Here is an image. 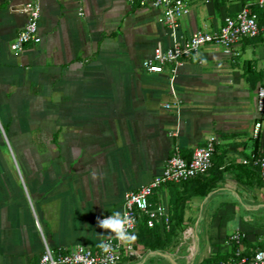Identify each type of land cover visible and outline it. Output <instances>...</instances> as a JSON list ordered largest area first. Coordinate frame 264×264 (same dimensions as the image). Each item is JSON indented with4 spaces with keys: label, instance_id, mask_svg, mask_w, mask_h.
Segmentation results:
<instances>
[{
    "label": "crops",
    "instance_id": "0c3cea01",
    "mask_svg": "<svg viewBox=\"0 0 264 264\" xmlns=\"http://www.w3.org/2000/svg\"><path fill=\"white\" fill-rule=\"evenodd\" d=\"M28 1L0 0V264H38L46 244L98 253L110 237L97 219L123 213L126 193L161 174L174 149L192 154L211 136L220 141L214 167L180 187L187 201L172 231L155 248L137 239L142 258L120 264H202L230 255L236 232L246 233L249 250L264 246V179L241 164L257 143L264 23L259 40H244L232 57L210 44L185 59L173 80L178 111L166 109L176 101L170 67L143 68L156 46L173 42L161 10L129 0H41L42 41L17 53L11 45ZM186 2L182 40L216 31L245 5ZM258 141L264 155V123ZM153 199L169 207L170 187Z\"/></svg>",
    "mask_w": 264,
    "mask_h": 264
},
{
    "label": "built area",
    "instance_id": "2783aa9c",
    "mask_svg": "<svg viewBox=\"0 0 264 264\" xmlns=\"http://www.w3.org/2000/svg\"><path fill=\"white\" fill-rule=\"evenodd\" d=\"M140 7L159 9L162 12L161 22L171 31L173 42L164 48L156 46L151 60L144 62L143 68L151 73H161L170 67L172 73L171 91L176 99L175 104L166 105V109H180V101L175 93L173 80L185 59L199 53L207 45H217L230 57L234 55V48L247 39H254L260 35L261 28L258 15L254 9L264 11V0H245V5L234 15L226 16L216 31L196 30L187 40L179 37L181 21L190 15V8L186 0H129ZM27 22L16 36L11 49L23 53L30 45H38L42 38L39 24L42 16L41 0H29L23 7ZM80 15H84L80 8ZM258 120L254 125L253 136L259 137L264 123V86L257 90ZM220 144L216 136H211L202 146L196 147L190 158H185L181 150L176 148L168 157L161 174L157 175L148 185L138 191L128 192L124 198L123 213H127L132 223L128 228L134 236L131 242H121L114 237L107 239L112 245V251L103 252L101 249L94 253L84 245H78L75 250L68 252L53 251L47 244L38 264H120L123 258H142L137 249V231L140 219L148 218L156 222L163 230H171L169 207L163 202H153L154 193L170 184H180L198 176H206L214 166V155ZM241 164L259 170L264 179V156L250 154L241 160ZM107 217V216H106ZM103 219V218H102ZM247 239L244 232H236L230 237V242L239 246L235 257L219 264H264V248L248 250L243 241ZM247 252L250 254L248 255Z\"/></svg>",
    "mask_w": 264,
    "mask_h": 264
},
{
    "label": "trees",
    "instance_id": "16d2710c",
    "mask_svg": "<svg viewBox=\"0 0 264 264\" xmlns=\"http://www.w3.org/2000/svg\"><path fill=\"white\" fill-rule=\"evenodd\" d=\"M254 12L257 13L258 15V22L260 25V28L263 26V18H264V11L255 8ZM253 40H259V36L257 38H254ZM257 139V143H256V147L255 150L252 152L253 154L259 156H264L261 152H259V137H256ZM218 149H219V145L217 147V151L216 154L214 155V159L213 162L215 160V157L218 154ZM181 154L185 157V158H190L191 156V152L190 151H182L181 150ZM214 167V166H213ZM213 169V168H212ZM254 169V168H253ZM256 171L259 172V170L255 169ZM205 176H198L194 179H191L190 181L187 182H183L180 184H170L168 185L170 187V201H169V212H170V218H171V230L169 232L172 231L173 229V219H175V216H177L176 214L179 213L180 210H182V208H184L186 201H187V197L184 195L183 191L180 190V187L185 186L187 184H191L194 181L200 180L202 178H204ZM153 202L154 199H153ZM138 228H139V235H138V241L146 246L149 247H154L153 244L158 242V245H160V238H161V233H166L165 230H163L159 225L156 224L155 221L150 220L148 218H142L139 221L138 224ZM247 239H245L243 241L245 247L247 245ZM233 245V251L231 252L230 255H223V254H216L215 256H212L211 258L205 260L202 264H219L220 262H226L231 260L232 258L235 257V254L237 252V250L239 249V246L235 243H232ZM264 246L259 247L258 249H263ZM248 249V248H247ZM249 250V249H248ZM247 254L249 255L250 253L247 252Z\"/></svg>",
    "mask_w": 264,
    "mask_h": 264
},
{
    "label": "clouds",
    "instance_id": "9594fccd",
    "mask_svg": "<svg viewBox=\"0 0 264 264\" xmlns=\"http://www.w3.org/2000/svg\"><path fill=\"white\" fill-rule=\"evenodd\" d=\"M93 178H95V174ZM131 223L132 220L128 214L120 211L113 212L110 216L104 217L103 219H97V226L99 228L105 230L110 238L114 237L121 242H131L135 239L128 231ZM97 247L105 253L112 251L111 243L106 240H101L100 243L97 244Z\"/></svg>",
    "mask_w": 264,
    "mask_h": 264
}]
</instances>
